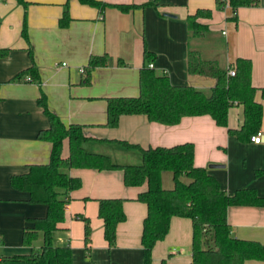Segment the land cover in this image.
<instances>
[{"label": "crops", "instance_id": "obj_1", "mask_svg": "<svg viewBox=\"0 0 264 264\" xmlns=\"http://www.w3.org/2000/svg\"><path fill=\"white\" fill-rule=\"evenodd\" d=\"M25 1L23 6L16 0H0V48L6 49L0 56V264H30L1 258L31 254L43 241L39 233L30 245L23 244L22 233L31 225L29 218L45 215L46 206L26 201L28 193L9 182L26 165L49 159L51 143L37 139V132L48 126L37 102L41 92L48 108L65 125H83L88 137L83 146L88 151L107 154L116 163L138 164L140 152L119 141L141 147L191 142L194 165L213 175L225 193L253 187L264 197V0H249L235 12L229 5L220 7L217 0H98L107 4L101 8L79 0ZM145 2L150 3L128 11L113 6ZM65 6L71 19L61 27L59 18ZM198 9H210L211 15L197 19L208 29L195 37L186 19ZM144 45L156 55L149 63L157 73L167 74L172 84L191 85L207 94L215 78L189 73V51L197 52L202 60L215 61L222 69L234 68L239 57L250 59L254 98L262 105L261 142L237 139L209 115L185 116L177 124L165 125L143 114H124L117 126H105L106 98L139 93ZM104 54L106 64L92 69L86 80L90 56ZM119 59L124 65L118 64ZM32 63L38 76L21 74ZM242 124V106L235 104L228 110L227 127L238 129ZM62 156H68L66 139ZM66 172L80 178L81 184L68 192L64 220L53 232V244L70 246L72 264H143L140 235L146 205L136 197L146 183L126 186L120 169L73 167ZM161 186H174L171 171L161 173ZM112 197L124 199L125 219L117 224L115 241L109 245L97 209L99 199ZM77 214L88 218L87 243L84 222ZM226 220L233 237L264 245V206H228ZM191 233L190 218L173 216L167 234L151 249V264H190Z\"/></svg>", "mask_w": 264, "mask_h": 264}, {"label": "trees", "instance_id": "obj_2", "mask_svg": "<svg viewBox=\"0 0 264 264\" xmlns=\"http://www.w3.org/2000/svg\"><path fill=\"white\" fill-rule=\"evenodd\" d=\"M26 5L25 0H16ZM91 6L103 7L107 4L98 0H79ZM233 12L249 0H217L220 7L225 3ZM143 4H114L121 11H128ZM210 9H198L187 16V28L192 36L203 35L208 25L197 19L210 17ZM68 7L59 18V25L66 26L70 21ZM23 35L27 38L25 28ZM6 49L0 48V56ZM156 55L145 45L143 65L139 69V93L137 96L106 98L105 126L115 127L119 117L124 114H143L149 121L165 125L177 124L182 117L209 115L214 122L227 128L229 134L241 141L249 140L261 125L262 105L254 98L256 88L251 83V61L239 57L233 67L234 75L228 69L218 67L215 61L202 60L197 52L189 51L187 67L191 74L210 75L215 83L207 94L187 84H172L165 73H157L148 63ZM107 55L90 56L87 65V79L92 69L104 66ZM118 64L124 65L119 59ZM85 70V69H84ZM32 77L38 76L34 63L21 72ZM31 79V77H30ZM264 96V88L261 89ZM37 102L48 119V126L37 132V139L51 143L49 159L46 163L26 165L22 172L10 176V185L28 193L26 201L46 206L44 216L29 218L30 226L22 233L23 244L30 245L39 233L42 245L31 254L2 256L4 261H27L30 264H72V251L69 245L55 246L53 232L58 230L64 220L65 206L69 201L68 192L78 188L81 180L70 176L68 168H91L97 170H122L126 186H139L146 183L136 199L146 205V215L142 220L140 243L143 249V264H151V249L163 239L169 230L173 216L188 217L191 220V262L190 264H244L247 260L264 261V245L254 240L236 238L231 235L226 220V210L233 205L264 206V197L259 196L253 187L235 190L231 195L225 193L218 180L204 167L193 163L194 145L182 142L172 146L141 147L138 144L119 141L127 148L140 152L138 164H120L107 154L88 151L83 143L88 137L83 125H65L60 117L48 108L46 96L40 93ZM242 106L243 124L238 129L227 127V114L231 106ZM68 141V156H62L63 141ZM171 171L174 186L165 189L161 186V173ZM263 170H258L257 173ZM181 177H186L187 182ZM124 199L120 197L98 200V217L103 222V237L112 245L116 237L117 224L125 219L122 208ZM84 222V242L89 240L88 218L81 214L75 216Z\"/></svg>", "mask_w": 264, "mask_h": 264}, {"label": "built area", "instance_id": "obj_3", "mask_svg": "<svg viewBox=\"0 0 264 264\" xmlns=\"http://www.w3.org/2000/svg\"><path fill=\"white\" fill-rule=\"evenodd\" d=\"M226 5H228L227 2L225 3V6H226ZM62 64H64V63H62ZM148 66H149V67H152V64H151V63H148ZM81 71H83L82 68H81ZM234 73H235V70H234V68H232V67L229 68V69L227 70V74H229V75H234ZM26 79H27V80H30V76H27ZM261 136H262L261 131H260V130H257L254 134H252V135L250 136V140H251L252 142H254V143H260V142H261Z\"/></svg>", "mask_w": 264, "mask_h": 264}, {"label": "water", "instance_id": "obj_4", "mask_svg": "<svg viewBox=\"0 0 264 264\" xmlns=\"http://www.w3.org/2000/svg\"><path fill=\"white\" fill-rule=\"evenodd\" d=\"M212 166H215V165H213V164H211Z\"/></svg>", "mask_w": 264, "mask_h": 264}]
</instances>
